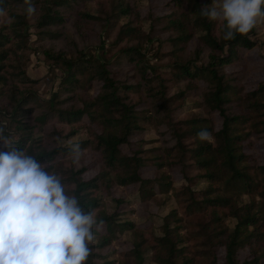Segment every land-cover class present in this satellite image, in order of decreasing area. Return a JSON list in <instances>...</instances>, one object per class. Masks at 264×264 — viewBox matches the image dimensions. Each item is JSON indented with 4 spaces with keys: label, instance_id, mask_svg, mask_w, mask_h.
Segmentation results:
<instances>
[{
    "label": "trees",
    "instance_id": "obj_1",
    "mask_svg": "<svg viewBox=\"0 0 264 264\" xmlns=\"http://www.w3.org/2000/svg\"><path fill=\"white\" fill-rule=\"evenodd\" d=\"M159 1L30 0L29 15L26 0H0V128L94 211L87 264H264V155L248 152L264 148V80L245 86L264 63L244 53L264 42L257 26L224 40V23L201 15L213 0H169L162 14ZM33 55L49 75L29 76ZM204 127L211 142L196 138ZM152 128L160 147L143 139ZM171 202L126 218L129 203Z\"/></svg>",
    "mask_w": 264,
    "mask_h": 264
},
{
    "label": "clouds",
    "instance_id": "obj_2",
    "mask_svg": "<svg viewBox=\"0 0 264 264\" xmlns=\"http://www.w3.org/2000/svg\"><path fill=\"white\" fill-rule=\"evenodd\" d=\"M26 2L31 15L35 8ZM201 15L223 22V39L230 41L256 28L264 17V0H213ZM196 138L202 143L213 139L206 127ZM15 144L0 128V264H87L97 223L94 211H85L58 175ZM71 154L78 162L79 144Z\"/></svg>",
    "mask_w": 264,
    "mask_h": 264
},
{
    "label": "rangeland",
    "instance_id": "obj_3",
    "mask_svg": "<svg viewBox=\"0 0 264 264\" xmlns=\"http://www.w3.org/2000/svg\"><path fill=\"white\" fill-rule=\"evenodd\" d=\"M169 0H160L158 2L159 4V8H158V13L162 14V12L164 11V6L165 4L168 2ZM148 8H145L144 14L147 12ZM257 29H258V34L255 37L256 40H260L261 42H264V17L260 18V20L257 23ZM33 39H35L33 37ZM158 44L157 42L153 43L154 46H152V48H154L155 50L158 49ZM108 44H105V47H107ZM246 56L249 57V59L251 60L252 63H256V62H262L264 63V50L260 49V50H256L254 52H244ZM152 58V57H150ZM160 62H158L155 59L151 60V67H155L156 65H159ZM49 70H50V66L48 64L45 63V61L42 59L41 55H33L31 58V62H30V67L28 70V74L31 78L33 79H37V78H43L46 77L47 75H49ZM264 80V71L263 70H258L257 72H254L252 74H250L246 81H245V86L247 90H252L256 87L257 83L260 81ZM57 85V84H56ZM98 87L96 86L95 88V94L97 93ZM42 93L45 97H50L51 95H55L57 92V88H48V87H44L42 88ZM199 101V99H191L189 100V105L193 106L195 104H197ZM182 117V116H180ZM164 130L162 128H160L159 130L152 128V130H150L149 132H147V134L144 136V140L148 142L149 147H160L163 143H165V138H163L158 132H163ZM0 150H2V148H0ZM249 153L253 154L255 156V158L257 160H259L260 162L263 159V155H264V148L262 147L261 143H256L255 147L253 148V150H248ZM91 156L88 157V160H90ZM150 169H148L149 171ZM152 176V174L147 173L145 174V176ZM176 178L178 179V176H176ZM114 195L117 198H127L128 197V189H123V188H115L114 189ZM166 198L162 197L161 200L164 201ZM128 202L131 203H135L134 200L132 198H128L127 199ZM129 203V205L127 206L128 210L133 212L130 216H127L126 218L130 219V221H135V222H141V223H145L146 220H144L143 217L147 216V214L152 213L154 215H161V216H165L168 214V212H170L173 208L176 207V203L171 202L169 203L168 207H162L159 204H154L151 203L149 206V209L146 210L143 206L141 205H136V204H131ZM131 249V245L129 242H124V243H114L113 246L111 247L110 250H107L105 253H112V258L113 259H117L119 258L120 253L126 251V250H130ZM248 255V251H242L240 253V256L242 259H244L246 256Z\"/></svg>",
    "mask_w": 264,
    "mask_h": 264
}]
</instances>
